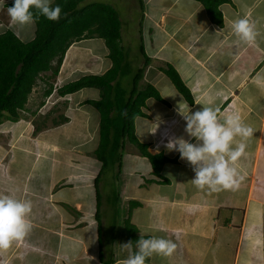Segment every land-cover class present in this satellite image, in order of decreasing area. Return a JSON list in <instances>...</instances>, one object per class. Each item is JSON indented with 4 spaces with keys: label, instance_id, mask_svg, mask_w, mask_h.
Masks as SVG:
<instances>
[{
    "label": "crops",
    "instance_id": "1",
    "mask_svg": "<svg viewBox=\"0 0 264 264\" xmlns=\"http://www.w3.org/2000/svg\"><path fill=\"white\" fill-rule=\"evenodd\" d=\"M10 1L0 0V30L11 29L20 38L26 25L11 23ZM91 2L96 1L83 4ZM138 8L141 58L124 50V71L135 70V74L143 68L141 78L164 101L145 100L144 115L134 119V134L143 135L136 138L148 145L150 153L162 152L173 160L155 175L137 146L122 140L120 160L103 165L95 153L99 113L86 102L99 99V90L84 87L59 95L54 87L45 95L46 84L34 90L36 83L19 118L0 122V195L31 201L33 225L23 241L0 251V264H122L128 256L122 244L132 241L135 251L141 234L177 244L171 257L154 255L146 264H264V0L220 3V25L212 22L197 0H138ZM244 15L257 23L261 32L257 44H246L233 33V20ZM143 22L145 36L139 28ZM129 30L130 26L127 34ZM97 38L70 44L60 70L66 64L74 68L63 83L84 74H101L111 66L104 39L94 41ZM120 43L124 49L121 31ZM143 53L148 57L146 64ZM72 58L76 66L68 64ZM134 58L141 60L132 66ZM167 63L188 87L192 102L160 70ZM123 75L117 76V83ZM38 97L41 100L32 109L33 98ZM57 102L65 105L61 119L47 123L46 114ZM202 104L219 107L221 118L237 111L254 129L246 155L237 163L245 176L237 191L208 194L199 190L191 183L192 166L163 146L168 136L196 143L185 132L179 107L195 112ZM157 116L163 121L157 131L145 132ZM105 173L111 176V184L103 182Z\"/></svg>",
    "mask_w": 264,
    "mask_h": 264
},
{
    "label": "trees",
    "instance_id": "2",
    "mask_svg": "<svg viewBox=\"0 0 264 264\" xmlns=\"http://www.w3.org/2000/svg\"><path fill=\"white\" fill-rule=\"evenodd\" d=\"M83 1L54 0L51 6L61 7V19L57 22L39 16L35 22L34 36L29 41H22L11 29L0 33V122L3 118L12 121L19 118V111L27 102L28 95L38 78H42L47 86L44 94L51 93L70 44L85 38H103L111 66L101 74H84L62 83L55 89L59 95L75 92L84 87L99 90V99L86 102L99 113V143L95 153L103 165L110 160L119 161V149L124 143L122 140H128L137 146L142 156L149 159L154 174L160 175L163 164L173 159L162 152L150 153L147 150L148 145L138 141L134 134V119L136 116L144 115L142 108L147 98L164 100L152 84L147 83L141 88L137 86L143 68H139L134 74L128 91L119 89L117 76L126 73L124 71L126 54L120 43L121 22L118 13L108 3L83 4ZM197 1L204 5L212 22L222 24L218 5L226 0ZM13 4L14 0H11L7 7ZM144 57L146 64L148 57L146 54ZM160 70L183 97L192 102L188 87L174 67L167 63ZM126 223L129 227V221Z\"/></svg>",
    "mask_w": 264,
    "mask_h": 264
},
{
    "label": "clouds",
    "instance_id": "3",
    "mask_svg": "<svg viewBox=\"0 0 264 264\" xmlns=\"http://www.w3.org/2000/svg\"><path fill=\"white\" fill-rule=\"evenodd\" d=\"M51 5L52 0H14L13 6L7 7V13L11 23L20 26L34 24L41 15L58 22L62 9L59 5ZM232 30L246 44H257L258 37H261L257 23L247 15L234 19ZM179 114L186 122L185 132L196 143L183 136H168L163 146L168 152H178L180 159L192 166L195 173L192 185L208 194L223 190L237 191L245 180L237 163L246 155L247 141L254 135V129L245 123L237 111L221 118L219 107L203 105L195 112L189 107H179ZM162 122L157 116L156 122H150L145 132L154 134ZM159 147L158 144L157 151ZM31 212V201L0 195V251L9 249L14 242L23 241L29 235L33 227L29 218ZM122 248L128 252L122 264H146L154 255L171 257L177 250V244L172 239L157 236L144 238L141 234L136 241L135 251L132 241L122 244Z\"/></svg>",
    "mask_w": 264,
    "mask_h": 264
},
{
    "label": "rangeland",
    "instance_id": "4",
    "mask_svg": "<svg viewBox=\"0 0 264 264\" xmlns=\"http://www.w3.org/2000/svg\"><path fill=\"white\" fill-rule=\"evenodd\" d=\"M53 1L54 0H52V2ZM94 1L108 3L117 11V13L119 14L120 19L122 20L121 24H120V26H121L120 27V31H121V40L123 39L125 41L124 50L126 52H128V54L129 53L132 54L130 56L134 57L135 55H137L136 57H140L141 58V55H140V52H139V44H141V41H140L139 34L137 33L138 32V29H137L138 28V23L136 22L137 20H139V15H140L139 8H138V0H94ZM125 15H127V17H125ZM139 24H141V23H139ZM128 26H130L129 34H127L126 31H125ZM141 26H142V35L145 36L146 22H143L142 25L139 26V28ZM34 27H35V23L31 24V25H26V27H24V30H22V29L20 30L19 36L22 39V41H29L33 37ZM12 28H14V27H12ZM0 33H1V30H0ZM97 39H99V40H94V41H102L101 38H97ZM144 39H145V37H144ZM104 48H105L104 46L100 47L99 51L101 52ZM67 52H69V50ZM140 58H137V59L134 58L133 61H132V62H134L132 64V66H135L136 62H140V60H141ZM143 58H145L144 55H143ZM70 61H72V62H70ZM68 62H70V63H68L69 65L76 66L75 65L76 61L74 62L73 58L70 59ZM132 62H129V64L131 65ZM89 65L93 66L94 62H91V64H89ZM64 68H65V70H64ZM71 68H74V67L68 66L67 64H66V67H64L62 65L61 70L59 68V72H61V74L59 76L58 75L59 72H58V74L56 76V80H55L54 86L58 87V85L63 83L64 80H62V79L68 77L69 74L73 71V70H70ZM66 69H68V70H66ZM130 69L132 70V69H136V68L135 67L131 68V66H130ZM134 71L131 72V73H128V74H124L119 79V89L120 90H123V91H128L129 90L128 88L131 87L132 78L134 76ZM164 81L166 82V79H164ZM145 83H147V81L145 79L141 78V80H139L137 86L141 88V87L144 86ZM43 84H44V82H43L42 78H38L37 79V84H36V87H38V88H34V90L35 89H39V87L42 86ZM166 84H167V82H166ZM40 95L41 94H39V96ZM40 100H41V97H38L37 99L33 98V102L31 104L33 106H35V105L37 106V104H39ZM51 102H53V101H51ZM54 102H55V100H54ZM52 104L50 103V105H52ZM56 105H58V106H54L53 109H51L46 114V118L45 119H46L47 123H49L51 120H52L51 122H53V120L55 122H58L61 119L60 117L62 115V110H63L65 105L61 104V102H57ZM36 106L33 107L32 109L36 108ZM94 112L97 113V109L96 108L94 109ZM97 115H98V113H97ZM135 124H137V121L134 122V125ZM140 135H142V134L139 133V135H137V133H136V136H137L138 139H142V137L139 138ZM125 142H127V140ZM109 167H110V165H109ZM110 171L111 170H108V172H110ZM101 178H102L103 182L105 181V182L111 184L112 179H111V176H109L108 174L105 173V176H102ZM107 186H109V190H108L107 193L110 196V194H111V189L110 188L111 187H110V185H107ZM103 212L106 213L105 208L103 209ZM119 216L121 217L122 215L120 214Z\"/></svg>",
    "mask_w": 264,
    "mask_h": 264
}]
</instances>
